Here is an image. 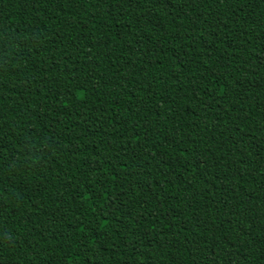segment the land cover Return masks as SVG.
<instances>
[{
	"label": "trees",
	"instance_id": "16d2710c",
	"mask_svg": "<svg viewBox=\"0 0 264 264\" xmlns=\"http://www.w3.org/2000/svg\"><path fill=\"white\" fill-rule=\"evenodd\" d=\"M0 264H264V0H0Z\"/></svg>",
	"mask_w": 264,
	"mask_h": 264
}]
</instances>
